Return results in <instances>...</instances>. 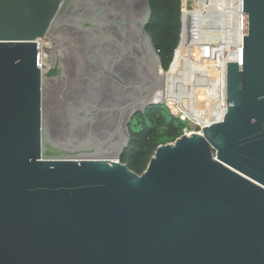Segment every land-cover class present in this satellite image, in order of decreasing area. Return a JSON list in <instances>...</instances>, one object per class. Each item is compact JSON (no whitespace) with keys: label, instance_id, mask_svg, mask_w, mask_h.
I'll list each match as a JSON object with an SVG mask.
<instances>
[{"label":"water","instance_id":"95a60500","mask_svg":"<svg viewBox=\"0 0 264 264\" xmlns=\"http://www.w3.org/2000/svg\"><path fill=\"white\" fill-rule=\"evenodd\" d=\"M224 14L221 120L137 174L116 158L163 100L147 1L0 0V264H264V0Z\"/></svg>","mask_w":264,"mask_h":264},{"label":"trees","instance_id":"16d2710c","mask_svg":"<svg viewBox=\"0 0 264 264\" xmlns=\"http://www.w3.org/2000/svg\"><path fill=\"white\" fill-rule=\"evenodd\" d=\"M150 9V16L144 26L145 31L150 37L151 43L156 50V55L160 65L166 69L170 63L174 49L178 42L180 31V0H146ZM161 104H149L145 108V113L139 111L134 114L133 118L137 121H142L143 118L152 119L158 117V123L162 124L163 119L159 118L161 112ZM165 110L171 119L165 125L171 124L183 126V122L174 118L168 111ZM161 120V121H160ZM152 130L148 125L143 126L137 131H131L129 141L123 148L119 162L124 163L133 172L140 174L147 166L150 157L153 155L156 145L150 143L149 137ZM182 132L180 131L179 135Z\"/></svg>","mask_w":264,"mask_h":264},{"label":"bare ground","instance_id":"6f19581e","mask_svg":"<svg viewBox=\"0 0 264 264\" xmlns=\"http://www.w3.org/2000/svg\"><path fill=\"white\" fill-rule=\"evenodd\" d=\"M182 1L183 4L185 5L186 0H182ZM231 3L232 4L230 5L231 6L230 9L229 8L227 10L226 8L223 10L211 9L207 12L206 10H204L205 9L204 6L207 4H205L203 1H200L199 9L196 13L193 14V12L191 13L188 12L185 9V7L182 10V19H181L182 30L176 52H178L179 47L180 50L182 51V49H184L185 46L193 45V44H209L211 46H214V48H212L211 50L217 52V55L215 56V59H217V64L214 65V62L212 60L209 62V64H207V66L204 69L205 79L202 85H205L204 94H203L205 97L207 91H209L210 89H212V91L215 92V87L217 88L218 75H221L222 73L221 62L219 60L222 57L228 56L227 26H226L224 13H241L240 0H233ZM200 6L202 7L200 8ZM218 20L219 23L217 22ZM179 54L180 53L175 54V61L178 60ZM211 58H213V54ZM161 71H162L163 100H155L148 103H159V102L169 101L171 103L180 106L190 116L195 115L198 116V118H201V115L195 114L192 111H190L191 109L187 105H185V103L178 96L171 93L172 86L170 81L172 78V69H170L168 72H164L163 70ZM225 95H226V89H225ZM223 103L226 105V101L223 100ZM215 108H217L216 105H214L213 111H216ZM210 110L211 109H209V111H206L204 115L210 117V114H213V111L212 113H210Z\"/></svg>","mask_w":264,"mask_h":264},{"label":"rangeland","instance_id":"374dc122","mask_svg":"<svg viewBox=\"0 0 264 264\" xmlns=\"http://www.w3.org/2000/svg\"><path fill=\"white\" fill-rule=\"evenodd\" d=\"M203 1L205 4L204 6V10H206L207 12L211 9H225L226 10L229 8L230 9V5L232 4L231 2L233 0H186L185 5L183 4V1L180 0V31H179V35H178V42L177 45L174 49L173 52V56L172 59L170 61V63L168 64L166 69H163L162 66L160 65V62L158 63L160 66V69L163 70L164 72H168L173 64V61L175 59V54L176 53H180L181 50H178V52H176V49L178 47L179 44V40H180V34H181V28H182V10L185 7V9L188 12H193L196 13L199 9V2ZM226 1V2H225ZM183 4V5H182ZM229 4V6H228ZM224 5V6H223ZM198 6V7H197ZM202 6H200L201 8ZM204 11V12H206ZM219 23V20L217 21ZM147 36V35H146ZM148 39V36H147ZM153 50V49H152ZM155 56L156 55V50H153ZM176 52V53H175ZM203 57H206V53H203ZM182 59L183 62L181 63L183 66H185L187 63V66H185V70L182 72V66L181 69L179 70V74L177 76H180L181 79H183L185 81V83H187L189 85L188 88H186V92L184 93V102H186L187 106L191 109L190 111H192L195 114L201 115V117L203 116L204 118L207 117L204 115V113H206V111L209 110H205L206 108L204 107V89H205V85H202V87L200 86V83L202 84V82L204 81V69L202 70V66H199L198 59L196 61L194 60H190L188 58V53H182ZM188 60V62L186 61ZM190 60V61H189ZM177 78V77H176ZM215 93L217 95V88L215 87ZM214 101L216 102V106H217V97L214 99ZM169 102V101H168ZM168 102H159L162 103V107L161 108V112L158 114L159 118H162V124L158 123L157 118L158 117H154L152 119L149 118H143L142 121H137L135 118H133L134 114L137 113L138 111L140 113H145V108L149 105L148 103H146L143 107H141L138 110H135L133 112H130V114L128 115L125 123H124V127L126 130V134L127 137L129 136L131 131H137L139 130L143 124L148 125L152 130V133L150 134L149 137V141L150 143L158 146L161 144H166V143H172L178 136L180 131L182 133L187 132L189 130L192 129V126L189 124V122L186 120L185 117L181 118L183 119L182 121L184 122L183 124L185 125L184 127L181 125V129L179 125H174L171 124L172 128L170 126L165 125L166 123L170 122L171 123V119L169 118L164 106L165 104H169ZM171 105V104H170ZM166 107V106H165ZM172 107V105H171ZM217 110V108H215ZM172 111L173 113H177L176 109L174 107H172ZM213 110H210V113H212ZM180 115V114H179ZM211 115V114H210ZM161 121V120H160ZM181 133V134H182ZM126 137V138H127ZM119 156L120 153L118 154L116 160L119 161Z\"/></svg>","mask_w":264,"mask_h":264},{"label":"flooded vegetation","instance_id":"af4514ba","mask_svg":"<svg viewBox=\"0 0 264 264\" xmlns=\"http://www.w3.org/2000/svg\"><path fill=\"white\" fill-rule=\"evenodd\" d=\"M100 11H102V10H94L93 13L94 14H97L95 12L101 13ZM122 11H123V9L121 10V12ZM99 13L97 15H99ZM136 19L137 20H135V22L133 23L132 28L135 29L136 30L135 33H137L136 34V38H137L136 41H137L138 49H141V48H143L145 46L151 48L150 45H149V42H148V39H147L146 35H144V32H143L142 28L139 26L140 17H136ZM113 25H114V23H113ZM118 25L121 26V23H119ZM114 27H116V26L114 25ZM149 39H150V37H149ZM212 48H214V46H211L209 44L187 45V46L184 47V49H182V51H180L178 60L175 61V59H174L172 67H171V69H172V78H171V81H170L171 86H172L171 87V93L176 95V96H178L183 102H184L183 98L185 96L184 93L186 92V88H188L189 85L187 83H185V81L183 79H181L180 76H177L179 74V70L181 69V66H182L181 70L183 72L185 70V66H187V64H188L187 63L185 66H183L181 64L183 62L182 53L183 52L184 53L185 52L188 53V58L190 60L196 61L198 59V62H197V63H199L198 67L202 66L203 67L202 70H203V69H205L207 64H209V62L212 61V60L214 62V65L217 64V59H215V56L217 55V52L216 51H212L211 50ZM178 50H180V47L178 48ZM144 53H146V52H144ZM203 53H206V57H203ZM212 54H213V58H211ZM186 61L188 62V60H186ZM173 68H174V71H173ZM133 69H135V68H133ZM155 71L156 70L154 68L153 69L154 78L152 76H146L145 81L137 80V82H135L136 84L133 87L136 89V93L138 91V96H139L138 97L139 98L138 102H140V101L142 102L143 100H145L146 97L148 96L150 90L153 88L154 81H156V77H157V75L155 74ZM136 74H137V72H135L134 75H136ZM130 76H132V71H131V75ZM134 78H137V76H134ZM200 86L202 87L201 83H200ZM205 98L206 97H204V101H205ZM184 103H185V105H187L186 102H184Z\"/></svg>","mask_w":264,"mask_h":264},{"label":"built area","instance_id":"2783aa9c","mask_svg":"<svg viewBox=\"0 0 264 264\" xmlns=\"http://www.w3.org/2000/svg\"><path fill=\"white\" fill-rule=\"evenodd\" d=\"M240 5H241V0H240ZM228 59L227 57H222L220 58V62H221V70L222 73L221 75H218V80H217V95L215 92L212 91V89H210L209 91H207L206 94V100L204 102V107L206 108L205 110H214V105H215V101L214 99L217 97V110L213 111V114L210 115V117H201L198 118V116H190L184 109H182L180 106L168 102L169 104H165V106L167 107L169 113L176 119L180 120L181 122H183L181 118L185 117L186 120L189 122V124L192 126V129L184 132L182 134H190L192 132H197V133H201V129L202 127L208 126L211 123H214L216 121L221 120L224 112H225V108L226 105L223 103V100L226 101V95H225V88H226V78H225V74H226V61ZM164 103V102H162ZM162 103H152V104H162ZM174 107L176 109L177 113H173L172 111V107ZM223 107V108H221ZM180 114V115H179ZM184 123V122H183ZM185 125L183 124V127ZM181 135V134H180Z\"/></svg>","mask_w":264,"mask_h":264}]
</instances>
